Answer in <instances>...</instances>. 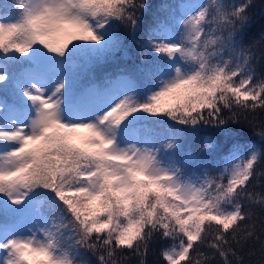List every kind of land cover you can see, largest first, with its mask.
<instances>
[{
	"label": "snow or ice",
	"instance_id": "1",
	"mask_svg": "<svg viewBox=\"0 0 264 264\" xmlns=\"http://www.w3.org/2000/svg\"><path fill=\"white\" fill-rule=\"evenodd\" d=\"M252 7L0 0V264H146L154 238L166 264H245L250 241L264 254ZM133 47L140 63L122 64ZM244 124L259 146L229 128Z\"/></svg>",
	"mask_w": 264,
	"mask_h": 264
},
{
	"label": "trees",
	"instance_id": "2",
	"mask_svg": "<svg viewBox=\"0 0 264 264\" xmlns=\"http://www.w3.org/2000/svg\"><path fill=\"white\" fill-rule=\"evenodd\" d=\"M147 2L153 6L154 10L156 6L165 2V0H147ZM168 2H171V0H168ZM224 2L226 4H239L242 2V0H224ZM252 3L254 7H252L249 11L251 24L248 29V39L246 40V42H251L252 39L258 40L259 34L264 31V0H252ZM121 55L122 53H117L118 57ZM129 55L131 59H128L127 61H121L122 64L127 63L128 65H131L133 63H140V58L136 54V50L134 47L130 49ZM260 68L261 66L258 65V72H260ZM261 74L264 75V72H262ZM249 119L252 120L253 117L250 116ZM254 123L256 125H259L261 123V119L259 116L255 117ZM229 128L233 133H238L237 139L239 140V142L255 143L257 146L260 145V139L259 137L255 136L250 125H229ZM241 128L243 129L242 131H240ZM208 134H214V129H212L210 126L204 127L198 134V136L194 140L190 141V146L193 151H198L201 147H203V138ZM215 139L218 144L224 147L225 151H227V148L231 145V143L234 142L232 138H225L223 135H216ZM186 147H188V145H186ZM258 171H264V160L260 162ZM255 191H262V188L259 184L256 185ZM254 211L256 212V216L254 217V219L257 222V232L259 233L260 218L264 217V212H262L258 206L254 208ZM261 238L264 239V237ZM168 243H170V241ZM166 246L167 244L165 242H163L159 238H154L150 243V247L145 258L146 264H166V262L160 255L161 249ZM122 255L126 257L124 264H138L139 257L134 255L131 251H125L124 253H122ZM239 255L243 257L245 264H264V254H262L260 251L259 242L250 241L247 245H245ZM214 264H220L219 257L215 258Z\"/></svg>",
	"mask_w": 264,
	"mask_h": 264
}]
</instances>
